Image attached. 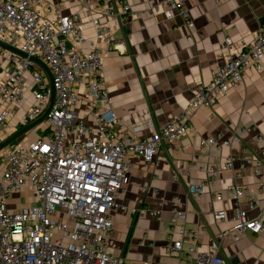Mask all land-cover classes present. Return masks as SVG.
<instances>
[{
  "label": "built area",
  "instance_id": "1",
  "mask_svg": "<svg viewBox=\"0 0 264 264\" xmlns=\"http://www.w3.org/2000/svg\"><path fill=\"white\" fill-rule=\"evenodd\" d=\"M78 1L90 9L91 0ZM159 1L166 19L177 13L189 22L186 0ZM136 15L128 0H107L101 16L91 18L94 39L87 44L78 14L66 15L47 0H0V43L26 54L23 57L0 47V58L7 60L6 73L0 77V143L38 120L50 106L41 132L28 139L30 129L19 143L0 150V264H128L124 257L109 253L108 242L114 233L112 213L128 192L129 156L137 154L157 166L159 152L191 130L201 109L217 105L241 84L247 71H264L263 24L235 55L231 39L226 38V62L212 69L209 83L195 85L188 104L171 121L158 127L148 119L144 127L152 130L149 136L139 137L143 125L120 129L104 76L105 56L116 45L108 21L118 20L122 27ZM31 58L44 63L50 75ZM80 88L85 89L93 125L77 109ZM24 105H28L25 113L13 123ZM257 139L263 140L264 134ZM235 141H239L236 132L229 139L218 133L201 143L229 146ZM235 164L236 159L228 157L224 168L234 172L229 193L238 202L249 188L239 183L241 171ZM253 170L261 173L260 160ZM181 172L175 167L173 178L179 179ZM206 187L190 184L188 194L196 201ZM25 191L29 193L26 204L22 200ZM211 197L215 202L223 200L221 193ZM173 202L166 249L169 253L185 250L178 264H230L217 240L207 251L198 249L199 231L206 228L186 227L185 214L177 206L180 198L174 197ZM147 213L158 215L147 209L138 211L142 217ZM212 214L217 224L228 217L223 209ZM232 220L234 239L247 230L258 234L264 229V212L249 218L237 208ZM176 233L190 239L191 245L184 249L182 239L174 238Z\"/></svg>",
  "mask_w": 264,
  "mask_h": 264
},
{
  "label": "crops",
  "instance_id": "2",
  "mask_svg": "<svg viewBox=\"0 0 264 264\" xmlns=\"http://www.w3.org/2000/svg\"><path fill=\"white\" fill-rule=\"evenodd\" d=\"M47 1L66 15L78 14L87 44L94 39L91 18L101 16V6L107 0H91L90 9H84L78 0ZM128 1L136 17L122 27L118 20L108 21L115 31L116 45L105 56L104 76L118 117L117 127L128 130L143 125L139 137L152 133L144 127L148 119L158 127L165 125L186 107L196 84L210 82L212 69L227 60L226 38L231 39V53L235 55L264 24V0H186L189 22L177 13L166 19L159 0ZM5 73L6 67H0V77ZM79 92V114L93 125L85 89ZM27 107L19 109L13 123ZM235 132L239 141L229 146L201 143L218 133L229 139ZM263 134L264 71L253 69L217 105L196 114L191 130L159 152L157 166L137 154L129 156L128 192L112 213L114 233L108 242L109 253L124 257L128 264L180 263L185 250L169 253L166 249L173 198L179 197L177 206L185 214V226L206 228L199 231V250L207 251L217 240L230 264H264V229L258 234L247 230L237 239L230 234L237 208L246 211L249 218H258L264 212V139H257ZM228 157L236 159L235 166L241 171L239 183L249 188L238 202L229 193L234 172L224 168ZM258 160L261 173L253 170ZM175 167L182 169L179 179L172 176ZM190 184H206V193L193 200L188 194ZM213 193H221L223 200L215 202ZM251 202L257 206H251ZM140 209L158 215L147 213L142 217L138 215ZM216 209L227 212L226 221H214L212 213ZM174 238L182 239L184 249L191 245L187 237L176 233Z\"/></svg>",
  "mask_w": 264,
  "mask_h": 264
},
{
  "label": "water",
  "instance_id": "3",
  "mask_svg": "<svg viewBox=\"0 0 264 264\" xmlns=\"http://www.w3.org/2000/svg\"><path fill=\"white\" fill-rule=\"evenodd\" d=\"M0 47L8 50L12 53L18 54L20 56L26 57V54L22 53L21 51L14 49L8 45H5L3 43H0ZM33 61L37 62L41 67H43V69L50 75L49 73V69L47 68V66L42 63L41 61H39L36 58H31ZM50 110V106L46 109V111L44 112V114L36 121L30 123L29 125H26L25 127L21 128L20 130L16 131L14 134H12L10 137H8L6 140H4L3 142L0 143V150L5 147L6 145L10 144L11 142H13L15 139H17L18 137H20L21 135H23L25 132H27L28 130L32 129L34 126H36L38 123H40L41 121H44V119L46 118L48 112Z\"/></svg>",
  "mask_w": 264,
  "mask_h": 264
},
{
  "label": "rangeland",
  "instance_id": "4",
  "mask_svg": "<svg viewBox=\"0 0 264 264\" xmlns=\"http://www.w3.org/2000/svg\"><path fill=\"white\" fill-rule=\"evenodd\" d=\"M6 64H7V60L3 59L1 65L3 67H6ZM45 127H46V122L45 121H41L40 123H38L36 126H34L32 128L31 136L28 139H31V137H33L38 131L41 132ZM23 137H24V134L21 135L20 137H18L17 139H15L13 142H11L10 145H14V144L19 143L23 139ZM28 195H29L28 191H25V194H24L25 198L22 199L24 204H26V202H27Z\"/></svg>",
  "mask_w": 264,
  "mask_h": 264
}]
</instances>
